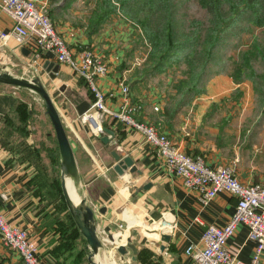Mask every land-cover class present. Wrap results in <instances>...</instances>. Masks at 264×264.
Wrapping results in <instances>:
<instances>
[{
  "label": "crops",
  "instance_id": "1",
  "mask_svg": "<svg viewBox=\"0 0 264 264\" xmlns=\"http://www.w3.org/2000/svg\"><path fill=\"white\" fill-rule=\"evenodd\" d=\"M34 1L47 5L50 21L73 55L86 47L104 61L107 72L96 77L94 85L104 93L107 108L119 107L122 102L119 85L125 83L129 99L140 105L135 119L154 126L180 151L200 156L208 165L232 166L239 182L264 185V125H249L247 118L255 116L245 108L252 96L251 82L234 73L238 61L233 57L218 61L219 68L217 61L210 63L208 76L200 82L203 92L187 104L175 107L173 93L168 89V68L153 74L148 64L138 63L145 58L148 48L137 58L138 41L130 21L112 14L96 33L97 29L91 31L89 21L83 24L86 14L75 7L76 0ZM256 5L261 8L256 13L264 14V3ZM256 5L253 4V10ZM245 7L250 6L242 3L237 10L243 12ZM247 15L254 13L243 12V19ZM10 26V19L0 11V31H8ZM3 50L25 68L33 65L27 71H37L39 76L50 79L52 92L57 90L50 98L72 149L78 176L77 196L83 197L93 212L95 231L102 245L97 252L99 264L100 260L103 264H192L184 252L186 246L199 244L206 225H223L234 210L235 197L220 191L202 204L196 192L185 188L177 176L167 171L163 160L141 133L110 116L95 119L113 133L107 144L100 142L93 127L74 110L76 98L91 102V92L83 78L67 65L57 63L52 54L35 51L32 43L18 47L8 39L0 52ZM45 61L58 66L53 78L42 68ZM61 85H64L62 92L58 90ZM16 100L17 92L9 85L0 84V191L5 195L0 213L5 221L26 232L36 246L39 264L65 261L68 264L71 256L58 248L61 236L56 223L64 211L58 213L55 203L50 201L44 188L47 184H42L35 163L19 155L16 142L20 139L6 133L4 128L3 120L13 115L11 110ZM100 134L109 137L104 132ZM25 143L30 144L23 138L22 145ZM110 150L129 156L140 174L127 170L122 175L116 174L111 169L114 161ZM145 183L149 186L137 191ZM161 222L168 223L170 230L147 228ZM154 231L168 234V240L153 244L151 241L157 237L147 235ZM127 237L135 244V253L128 248L120 255L116 248L123 247ZM84 246L85 241L83 251ZM254 246L240 225L226 239V248L239 264L249 261ZM0 264H21L19 256L1 241ZM83 264H87L86 259Z\"/></svg>",
  "mask_w": 264,
  "mask_h": 264
},
{
  "label": "built area",
  "instance_id": "2",
  "mask_svg": "<svg viewBox=\"0 0 264 264\" xmlns=\"http://www.w3.org/2000/svg\"><path fill=\"white\" fill-rule=\"evenodd\" d=\"M0 11L11 21L8 31H0V46L4 47L8 39L18 47L32 43L35 51L52 54L57 63L67 65L74 74L83 78L92 100L86 114L79 116L81 119L87 121L86 115H90L94 121L110 116L141 133L163 160L167 171L177 176L185 188L196 192L202 204H206L220 191L235 197L234 210L228 220L220 226L206 225L200 235L199 244L186 246L184 252L191 258L192 264H239L226 248V239L239 225L245 228L247 238L255 243L246 264H264V185L239 182L232 166L208 165L202 157L180 151L154 126L135 119L140 105L129 99L128 86L125 83L119 85L122 98L119 107L116 110L107 108L104 93L94 85V79L107 72L106 64L86 47L73 55L56 32L42 4L38 5L34 0H0ZM98 124L93 128L95 133L100 130ZM4 198V193L0 191V203ZM169 230L170 225L166 231ZM0 241L19 256L21 264H39L36 246L28 239L26 232L5 221L1 213Z\"/></svg>",
  "mask_w": 264,
  "mask_h": 264
},
{
  "label": "trees",
  "instance_id": "3",
  "mask_svg": "<svg viewBox=\"0 0 264 264\" xmlns=\"http://www.w3.org/2000/svg\"><path fill=\"white\" fill-rule=\"evenodd\" d=\"M229 1L230 0H199L200 5L211 15L210 24L204 31L203 37L200 31L195 28L189 35L178 32L176 20L171 11L170 0H100L97 5L98 10L96 8L93 11L89 19V24L91 26V31L98 29V26L104 22L108 15L116 12L117 4L123 18L129 19L130 21L136 20L135 22L140 25L143 38L150 46L147 51V62L150 66L149 70L153 74L163 72L167 66L182 58L187 61L190 60V62L191 60L195 62L202 58L198 72L194 73V71L191 70V80H182L175 85V92L180 95L179 98L175 100V107H179L180 105L187 104L194 96L202 91L200 81L204 78L203 76L207 71V66L215 62L214 58L219 50L218 46L223 44L226 38L230 36L229 27L234 25L238 19L243 18V12L248 13V11H250L254 13L253 16L247 15L245 21L254 25L262 24L263 14L259 15L256 13L257 10H261L256 4L263 3L262 0H237L235 4L231 5ZM224 2L228 5L227 16H223L221 12V6ZM242 3L250 6L245 7L243 12L242 10H237V6L242 5ZM129 4L131 6L127 9L126 6ZM253 4L256 5L255 10H253ZM141 9L145 10V14L141 20H137V13ZM253 57L254 56L251 55L250 52H247L239 63H235V67H239L238 72L241 71L242 67L251 70L249 61ZM190 68H198V66ZM14 113H17L20 118L21 115H28L25 110V104L18 101V99L15 101L11 110V114ZM10 116H6L3 121L4 128H7L6 133L11 134L9 128ZM45 137L47 139L49 138L48 136ZM19 139L21 142L18 140L16 143L18 144L17 146L20 147L22 158L27 159L26 155L30 152L35 154L39 152L38 149L34 148L35 146L32 143L22 145V138ZM41 142L42 141H39L40 147L42 146ZM51 153L53 154L55 164L58 165L59 156H57L56 145L52 148ZM27 160L31 161L30 159ZM38 170L39 174L42 175V184H47L44 188L48 196H50V201L55 203L58 213L64 211L56 222L58 225L57 229L61 236L58 248L63 253H67L68 257L71 256L70 260L68 259V264H83L85 262V253L83 251L84 240L78 233L65 207L59 187V179L57 177L46 176L40 169ZM147 236L157 237V231L151 232ZM65 263L66 261L63 264Z\"/></svg>",
  "mask_w": 264,
  "mask_h": 264
},
{
  "label": "rangeland",
  "instance_id": "4",
  "mask_svg": "<svg viewBox=\"0 0 264 264\" xmlns=\"http://www.w3.org/2000/svg\"><path fill=\"white\" fill-rule=\"evenodd\" d=\"M99 1L100 0L75 1V7L80 8L86 14L83 24H86L89 21L93 11L96 8L98 10L97 5L99 4ZM236 1L237 0H232L231 2L230 0L229 4H235ZM262 2L264 3V0H262ZM170 4L171 11L173 12V16L176 20L178 32L185 33V35H189L191 31H193L195 28L200 31L201 36L203 37L204 31L210 24L211 15L207 12L204 7L200 5L199 0H170ZM43 6L47 16L49 17L47 5L43 4ZM130 6V4L127 5V9ZM116 8V12L112 14L121 15V10L118 9L117 4ZM221 9L223 16H227L228 5L225 2L221 6ZM112 14L108 15L104 22L98 26L96 33L101 30L105 23H107V21L111 18ZM144 14L145 10H139L137 13V20H141ZM128 21L130 20L128 19ZM131 21L130 25L136 32V38L138 41L136 47L139 50V54L137 58H140V56L145 54V52L141 53V51H146V49L150 46L143 38L140 25L135 22L136 20ZM229 29L230 36L226 38L223 44H220L218 46L219 50L215 55L214 61H217L219 68L220 62L218 61H229L230 58L233 57L234 60L238 61L239 63L247 52H250V54L254 56L249 61L251 65V70L242 67L241 71L238 72L239 67L235 66L233 70L236 71L234 73L238 75V78H241V76L243 75L251 82L252 96H250V101L247 102L245 108L250 110V112L252 113L254 112L255 116L247 118L249 125H264V14L261 25H254L245 21V19L240 18L234 25L229 27ZM2 48L4 47L0 46V49ZM201 61L202 58L198 59L195 62L192 60L190 62V60L187 61L182 58L179 59L177 62L172 63L166 67L168 68V74L170 76V84L168 85V89H170V91L173 93V99L176 100L180 96L175 92L176 83L182 80L190 81L191 70L194 71V73H197L199 67L201 66ZM138 63L149 64L147 62V53L145 58ZM209 65L207 66V71L203 76L205 78L210 72ZM193 66H198V68H190ZM26 67L30 69L31 66L26 65ZM212 67H215V64ZM27 68H25L22 63L18 62L17 59L13 60L12 58H10L8 56V53L4 50L0 52V70L7 71L12 75L20 76L26 79L38 77L40 82L46 89L47 93L49 94V96L51 94L50 97L52 98L57 92V90H54V92H52V82L50 81V79L44 77L43 75H40V77L37 71H27ZM10 89L17 92V99L18 101H21L25 104V110L28 114L27 116L25 114L21 115V118L18 116L17 113H14L12 116H10V135L22 139L25 137L27 143H32L35 146L34 148L38 149L39 152L36 154L33 152L28 153L26 155L27 159H30L32 162H34L36 168L40 169L41 172L44 173V175L49 177H57L59 179V168L58 165L55 164L53 154L51 153L52 148H54L55 145L53 130L47 116L43 112L44 109L40 102V99L34 92L30 90L16 88L12 86H10ZM202 92L203 86L202 91L200 93ZM52 100L54 102H57L56 99ZM46 134H48V139L45 137ZM39 141H42L41 147L39 146ZM19 155L21 156L20 150ZM48 197L50 198V196Z\"/></svg>",
  "mask_w": 264,
  "mask_h": 264
},
{
  "label": "water",
  "instance_id": "5",
  "mask_svg": "<svg viewBox=\"0 0 264 264\" xmlns=\"http://www.w3.org/2000/svg\"><path fill=\"white\" fill-rule=\"evenodd\" d=\"M23 50L24 48L22 47L20 51L23 52ZM57 67V64H53L52 62L48 61H45L42 64V68L45 70V72H47L48 77L50 78L54 77ZM0 84L30 90L34 92L40 99L44 109L43 112L47 116L53 130L57 153L59 156V187L65 207L77 231L85 241L84 251L86 252L85 259L87 264H99L97 260V252L102 245L95 231L93 212L91 208L85 203V199L83 197L77 196L79 192L78 176L72 149L49 94L38 77L26 79L20 76L12 75L7 71L0 70ZM58 90L62 92L64 90V85L59 86ZM73 106L76 114L78 116H82L86 114L90 104L85 100L76 98L73 100ZM86 119L93 128L97 127L98 123H96L90 115H86ZM100 132H104L105 134L109 135V137L101 135ZM95 136L100 142L107 144L112 139L113 133L108 128L100 126V130L95 133ZM109 154L114 161L111 165V169L116 174L122 175L125 170H127L128 173L134 172L140 174V171L136 169L135 165L133 164V160L129 156H120L115 150H110ZM148 186L149 184L145 183L141 187H138L137 191L140 189H145ZM71 190L77 196L76 200L71 199ZM99 211L102 212L103 209H99ZM168 237V234L157 231V238L151 242L155 244L154 241H167ZM107 239L111 240V236H107ZM158 247L159 249L162 248L161 245H158ZM128 248L131 250L132 254L135 253V244L130 242V239L127 237L125 239L124 246L117 247L116 250L120 255H123Z\"/></svg>",
  "mask_w": 264,
  "mask_h": 264
},
{
  "label": "bare ground",
  "instance_id": "6",
  "mask_svg": "<svg viewBox=\"0 0 264 264\" xmlns=\"http://www.w3.org/2000/svg\"><path fill=\"white\" fill-rule=\"evenodd\" d=\"M97 120V119H96ZM128 194V193H127ZM126 194V195H127ZM70 197L73 200H76V195L72 192H70ZM127 197V196H126ZM147 228L151 229V230H164L166 231L168 229V224L161 222V223H152L151 225H149ZM115 236V235H114ZM104 252V251H103ZM102 255V254H101ZM100 263L103 264V261L100 260Z\"/></svg>",
  "mask_w": 264,
  "mask_h": 264
}]
</instances>
